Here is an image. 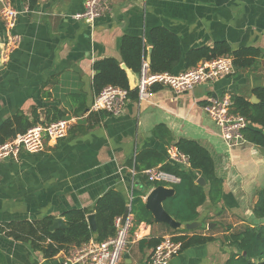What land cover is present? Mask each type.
Wrapping results in <instances>:
<instances>
[{"label": "crops", "instance_id": "obj_1", "mask_svg": "<svg viewBox=\"0 0 264 264\" xmlns=\"http://www.w3.org/2000/svg\"><path fill=\"white\" fill-rule=\"evenodd\" d=\"M12 1L19 10L16 30L21 42L1 70L0 126L19 114L32 124L48 121L54 107L64 118L78 119L65 138L46 140L42 151H23L0 163V226L63 216L75 208L93 210L110 190H119L130 200L135 189L143 190L145 202L153 188L142 187L137 179L132 166L137 154L157 149L171 162L170 151L185 137L210 151L223 181L222 200L213 205L208 199L198 208L203 228L198 231L217 240L187 248L167 264H225L235 249L222 237L259 222L253 207L264 188V148L250 142L228 147L204 106L210 97L225 93L250 100L254 89L264 86V58L253 68L186 93L162 87L147 97L130 99L118 115L89 112L96 97L93 64L107 57L120 60L126 35L143 37L149 52L150 31L157 26L180 39L183 60L176 73L188 69L184 57L194 48L226 42L233 49L264 50V0H111L112 12L93 25L73 17L83 11L86 0H38L34 9L25 0ZM4 34L0 17V37ZM89 123L92 126L79 133ZM186 169L197 179L202 176ZM174 230L155 221L136 225L127 246L129 258L122 264H147L153 248L140 242L172 235ZM74 248L46 258L31 242L14 240L0 229L2 264H63Z\"/></svg>", "mask_w": 264, "mask_h": 264}, {"label": "trees", "instance_id": "obj_2", "mask_svg": "<svg viewBox=\"0 0 264 264\" xmlns=\"http://www.w3.org/2000/svg\"><path fill=\"white\" fill-rule=\"evenodd\" d=\"M30 9H34L38 0H25ZM150 41L153 47L150 68L152 72L176 73L175 68L183 60L181 42L179 37L164 26H157L150 31ZM147 41L141 36L126 35L122 39L121 59L107 57L96 60L93 64L95 76L93 88L98 95L108 85H116L129 90L130 99L138 98V91L130 89L127 67L135 73H139L142 61L147 57ZM223 55L233 58L235 71L253 68L259 60L264 58V50L243 46L233 49L226 42H217L213 46H202L190 50L184 57L187 68L198 65L201 61L211 60ZM162 86L155 85L151 91H157ZM259 102L253 103L243 96H232L234 104L233 111L247 118L250 122L245 129L244 135L247 142L264 148V86L254 89ZM55 114L52 119L41 123H49L64 118V114L54 107ZM35 124V123H34ZM34 124L28 121L24 115L19 114L12 119H7L0 126V144L26 132ZM92 124L83 126L79 133L85 132ZM163 127V126H161ZM160 127V128H161ZM170 134V133H169ZM172 139L168 140L171 144ZM177 150L188 157L190 169L201 172L206 180V185L197 184V178L188 169L180 168L170 162L166 155L157 149L141 150L132 166L136 170L139 183L146 189L165 185L163 182H151L144 173L145 170L158 167L166 172L172 173L179 178L174 184L175 194L164 202L166 211L176 220L182 223L198 221L200 214L198 208L208 199L213 205L222 200L223 181L218 176L215 161L210 151L196 140L182 137L175 143ZM143 190L135 189L132 200L119 190H110L101 196L95 203L93 210L88 208H75L63 213L66 229L50 231V225L54 216H45L38 220L12 221L0 226L7 236L17 241L31 242L34 250L41 251L46 258H54L62 251L80 247L86 243L96 240L105 241L116 234L115 221L122 217L126 208L131 204V213L134 217V227L141 222L151 224L154 222L152 213L146 208L142 196ZM258 199L253 207V215L258 223H247L242 229L232 231L222 237V242L233 247L225 264H264V188L257 193ZM91 213L96 215L97 231L90 227L87 216ZM199 229V228H198ZM198 229L174 230V239L182 242V251L195 245L206 244L217 240L213 235L204 234ZM162 237L143 239L140 243L154 248L160 243ZM246 252V255H244ZM4 257L0 252V264Z\"/></svg>", "mask_w": 264, "mask_h": 264}, {"label": "built area", "instance_id": "obj_3", "mask_svg": "<svg viewBox=\"0 0 264 264\" xmlns=\"http://www.w3.org/2000/svg\"><path fill=\"white\" fill-rule=\"evenodd\" d=\"M111 0H86L82 12L75 14L76 19H83L94 24L97 18L111 13ZM19 10L12 0H0V17L4 24L5 34L0 37V77L2 67L10 60L12 53L21 42V35L16 30ZM235 72L233 58L223 55L211 60L201 61L198 65L178 73L152 72L147 57L143 59L139 72V83L136 87L138 97H147L155 85L168 87L178 94L186 93L199 84L219 80ZM130 101L129 90L116 85H108L96 95L89 112L106 111L114 115L120 114ZM233 98L229 93L221 97H210L204 106L206 113L217 123L220 135L228 147L239 146L247 142L244 131L249 127L247 118L233 111ZM78 117L62 118L49 123H37L26 132L0 144V163L8 158H17L23 151L40 152L46 140L57 142L65 138ZM170 160L186 169L190 167L189 159L177 148L170 151ZM149 181H160L174 185L179 178L160 168L145 170ZM131 205V204H129ZM123 217V216H122ZM122 217L115 221L116 234L101 242H89L75 247L69 252L63 264H122L124 254L134 227V217L130 212L124 223ZM182 242L176 241L174 235H166L152 249L147 264H167L182 250Z\"/></svg>", "mask_w": 264, "mask_h": 264}, {"label": "water", "instance_id": "obj_4", "mask_svg": "<svg viewBox=\"0 0 264 264\" xmlns=\"http://www.w3.org/2000/svg\"><path fill=\"white\" fill-rule=\"evenodd\" d=\"M153 47L149 48V52L147 54V60L151 63V54H152ZM122 67L127 71V75L129 78L130 89L134 90L138 86L139 83V73H135L133 70L129 69L125 63H122ZM229 76V75H228ZM250 101L253 103L259 102V99L256 95H253L250 98ZM197 184L205 186L206 180L203 176L197 179ZM175 188L173 185H159L154 187L145 199V206L146 208L152 213L154 221L156 223H167L175 230L179 229H188L194 230L201 226V222L194 221L189 223H182L176 220L171 214H169L164 206V202L167 198L172 197L175 194ZM131 212V205H128L126 211L122 217V223L126 220L127 216ZM88 222L90 227L94 232L97 231V222H96V215L91 213L87 216ZM214 223L210 224L209 227H212ZM68 226L65 223V219L63 216H57L54 218L52 224L50 225V231L53 232L57 229H66ZM246 255V252H244ZM124 258L128 259L129 254L125 253Z\"/></svg>", "mask_w": 264, "mask_h": 264}, {"label": "rangeland", "instance_id": "obj_5", "mask_svg": "<svg viewBox=\"0 0 264 264\" xmlns=\"http://www.w3.org/2000/svg\"><path fill=\"white\" fill-rule=\"evenodd\" d=\"M197 229H198V228H197ZM199 229H203V228L199 227Z\"/></svg>", "mask_w": 264, "mask_h": 264}]
</instances>
